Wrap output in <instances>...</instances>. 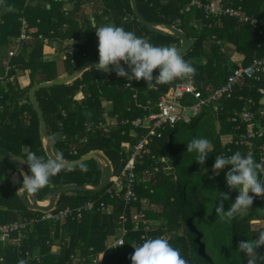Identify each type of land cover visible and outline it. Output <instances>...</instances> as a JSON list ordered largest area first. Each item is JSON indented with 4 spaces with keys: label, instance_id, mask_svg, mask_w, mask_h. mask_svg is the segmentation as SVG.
I'll use <instances>...</instances> for the list:
<instances>
[{
    "label": "trees",
    "instance_id": "trees-1",
    "mask_svg": "<svg viewBox=\"0 0 264 264\" xmlns=\"http://www.w3.org/2000/svg\"><path fill=\"white\" fill-rule=\"evenodd\" d=\"M137 1L139 11L147 21L176 26L193 40L192 47L183 57L191 61L196 69L193 83L204 96L226 82L234 66L232 53L244 55L247 65L254 58L264 55V33L260 34L258 29L241 25L230 17L217 22L205 18L201 9L191 7L187 10L192 0ZM201 1L206 3L208 0ZM225 2L234 7L241 6L251 15H264V0ZM22 19L26 21L32 39L20 45V51L10 62L23 73V78L6 85L0 84V152L24 162L27 151L48 158L40 136V120L29 101L28 92L34 85L61 77L57 61L46 59V44L40 36L49 39L50 44L56 41V47L67 51L63 61L67 76L86 61L98 62L95 31L99 26L114 24L123 27L155 46L174 45L179 49L181 45L179 38L155 33L143 26L135 17L130 0H0V56L21 35ZM158 71H154V77ZM127 82L116 73L92 68L70 84L36 92L49 135L57 136L54 151L62 152L63 160H78L96 150L102 151L117 168L128 156L123 144L135 143L144 133L143 129L132 125L134 119L146 115L134 106L132 92H137L140 99L147 98L156 103L169 92L173 83H184L178 79L149 89L143 80L132 81L131 90L125 88ZM244 83L232 99L221 101L219 111H214L212 105L206 106L190 124H183L176 135L170 138L165 135L150 144L156 159L143 158L137 166V174L141 177L145 169H152L154 165L160 170L152 181L139 184L136 191L141 199H148V204L140 208H143L147 221L155 223L152 230H146L143 224L136 229L130 222L124 246L117 252L108 249V240L116 235L117 220L124 204L106 199L108 203L115 204L111 215L95 213L80 221L69 220L64 225L51 222L36 224L24 242L23 250L29 253V257L19 255L18 249L11 245L0 244V259L4 260L0 264H18L21 258L28 264H72L73 255L92 262L100 254L104 255L102 264H131L129 257L134 252L133 244H142L144 239L161 236L180 250L188 264H247L246 254L238 250V244L241 240L254 239L260 231H264V227L255 229L251 224L264 221V198H254L252 207L230 222L219 219L215 209L220 203V193L230 197L223 201L227 211L238 192L227 186L226 173L229 169L225 168L218 175L213 171L216 156L227 157L236 151L246 155L250 151L246 145L236 144L247 133V125L240 119L233 122L234 112L246 107L256 112L264 127V117L258 114L262 108L258 88L264 84L248 80ZM81 92L84 98L79 100ZM249 99L253 103H249ZM195 102L190 97L184 100L185 104ZM64 111L66 119L62 116ZM115 116L118 123L109 126L108 132L96 126L100 123L107 125L110 117ZM62 120L64 127L61 131ZM86 124L93 125V130L87 132ZM63 134L66 135L65 140H62ZM77 136L81 140L85 137L87 142L81 145L78 142V154L70 156L69 147ZM194 138H206L212 144L204 165L196 162V153H187V143ZM253 143L257 146L264 144V133ZM253 157L257 163L260 162L258 151L253 152ZM97 164V159H91L75 167H62L48 185L36 191L38 200H45L66 184L98 185L101 170H98ZM82 166L87 171H82ZM19 173L14 166L0 161V224L41 215L22 201L19 191L22 177ZM15 175H19V181L14 184ZM259 178L264 182L263 174ZM96 196L98 193L69 191L61 196L58 206L79 204ZM57 243L60 250L54 253ZM36 248L38 252H35ZM258 252L264 255V247ZM257 264H264V259H258Z\"/></svg>",
    "mask_w": 264,
    "mask_h": 264
},
{
    "label": "built area",
    "instance_id": "built-area-1",
    "mask_svg": "<svg viewBox=\"0 0 264 264\" xmlns=\"http://www.w3.org/2000/svg\"><path fill=\"white\" fill-rule=\"evenodd\" d=\"M224 1L225 0H208L204 3L201 0H192L190 5L187 7V10L191 7L201 9L206 18H234L239 23L249 24L252 27L259 29L261 34L264 33V16L256 17L255 15H250L241 7L235 8L231 5H226ZM22 23L23 27L21 35L14 40L13 46L9 51V59L16 55L23 42L32 39V36L28 31L26 21L23 20ZM194 25L195 27L197 26L196 24ZM40 39L44 40L46 47L51 46L52 48H55L57 45L56 42H52L50 44V40L44 38L43 36H40ZM65 45L67 46L68 43L66 42ZM64 52L67 53V51ZM12 70H14L15 73L19 72L17 68L11 66L10 61L7 59L4 61V73L0 76V82L3 85L7 81L13 82L16 80L17 76L11 74ZM263 78L264 55L260 58L254 59L249 65L235 68L227 77L224 85L215 91H212L208 96H204L202 91L198 90L194 83L190 88L184 87V83H173L169 92L162 96L156 103L151 100L142 102L138 98V93L132 92L134 106L146 112V115L143 117L134 119L132 121V125L135 128H145L146 132L143 133L135 143L126 142L123 144V149L128 153V156L124 160V165L119 173L116 174V169L113 168V175L110 178L108 185L103 189L100 197L98 199H89L87 202L75 206L60 208L56 205L53 209L47 212L39 211L41 212V215L27 218L24 221H14L12 223L0 224V244L4 246L6 244L11 245L17 248L18 251H22L27 237L26 232L28 228L38 223L49 221L54 223H63L67 219L81 220L86 215L93 213L111 214V205L107 204L105 201L106 198L122 200L125 207L119 220L122 234L110 242L108 249H112L114 252H117L124 246L125 237L129 234L126 228V225L129 222H132L136 229H139V227L143 224L146 230H152L155 223L147 221L143 208H140V206L148 204V199H141L136 191V187L139 184L142 182L152 181L160 170L159 166L154 165L152 169H145L141 177L137 174V166L142 162L143 158L152 157L153 159H156L150 148L151 142L154 139H162L166 133H168L169 130L176 126L179 122L190 124L195 117L202 113L206 106L212 105L214 111H219L221 101L232 99L236 88L238 86H242L245 80L260 82ZM128 83L129 82L126 84ZM127 89L132 90V87H127ZM259 93L262 95V103L264 105V87L259 89ZM83 97V93L81 92L78 95V99L81 100ZM189 97L195 99L196 102L193 104H185L184 100ZM153 108H156V110H153ZM261 113L264 114V109ZM63 117L66 119V113H63ZM238 119L247 125L248 130L247 133L240 137V140L236 142V144L246 145L249 147V153L252 155L253 152L258 151L260 153L261 161L264 159V144L257 146L254 145L253 141L258 137H262L264 132L263 129H261V127L256 123L255 114L253 111L245 107L240 112H234L232 121L236 122ZM117 123L118 118L115 116L110 117L107 125L100 123L96 126L102 127L108 132L110 130L109 126H114ZM60 127L62 131L63 123L60 124ZM86 129L87 132L93 130V125L86 124ZM61 137L62 140L66 139L64 135ZM82 142H87V139L85 138ZM77 154L78 147L71 145L69 147V155L76 156ZM129 207H131V211L128 214L127 208ZM26 255L28 257L30 256L28 252ZM0 262H4L3 258L0 259Z\"/></svg>",
    "mask_w": 264,
    "mask_h": 264
},
{
    "label": "clouds",
    "instance_id": "clouds-1",
    "mask_svg": "<svg viewBox=\"0 0 264 264\" xmlns=\"http://www.w3.org/2000/svg\"><path fill=\"white\" fill-rule=\"evenodd\" d=\"M95 35L98 39L99 60L95 65L97 71L115 70L118 77L129 81L125 88L132 87V81L143 80L147 88L165 85L175 80H182L183 86L190 88L196 69L191 61H186L174 45L155 46L144 37L137 36L123 27L108 24L99 26ZM124 65L130 71H125ZM158 75L153 76L154 71ZM44 141L50 146L57 142V136L50 134ZM212 144L206 138H194L187 143V153H196V162L204 165ZM63 153L55 151L49 158L37 156L27 151L26 163L28 171L20 169L22 187L19 191L34 193L48 185L50 179L56 176L62 168ZM229 169L226 173V183L229 189L236 190L238 195L225 211L223 201L229 200L226 193H220V203L216 206V214L221 220L231 221L252 207L254 198H264V182L260 174H264V159L259 163L251 153L242 154L236 151L231 156H216L213 171L218 175L222 169ZM82 171L87 168L82 166ZM143 239V238H142ZM134 252L129 259L131 264H188L179 249L173 247L164 237L144 239L142 244H133ZM264 247V231H260L254 239L241 240L238 250L246 254L247 264H257L258 259H264L258 250ZM18 264H28L21 258Z\"/></svg>",
    "mask_w": 264,
    "mask_h": 264
},
{
    "label": "water",
    "instance_id": "water-1",
    "mask_svg": "<svg viewBox=\"0 0 264 264\" xmlns=\"http://www.w3.org/2000/svg\"><path fill=\"white\" fill-rule=\"evenodd\" d=\"M132 10L134 12L135 17L137 20L146 28H148L150 31L155 33H161L164 35H168L174 38H179L181 40V46L178 49L180 51V54L186 53L193 45V40L185 35L183 30H178L174 27H170L163 24H156L147 21L140 13L138 1L137 0H130ZM98 62L96 61H86L82 65L78 67V69L71 75L67 77H62L59 79H55L48 82H43L37 85H34L28 92V97L31 105L33 106V109L36 111L39 120H40V136L43 143L44 150L46 152V155L48 158L55 152L53 146H50L47 142L44 141V137L49 135L47 123L44 118L43 111L40 107V104L36 97V92L44 89V88H51L54 86H60V85H67L72 82H74L76 79L80 78L86 71L95 68V65ZM125 67V71H130L127 66ZM96 69V68H95ZM103 71V70H102ZM105 72L108 73H115L114 69H109ZM91 159H97L100 162L101 165V180L98 185L94 184H83V185H77V184H66L61 186L60 188L56 189L52 196L47 201H39L37 198V193H27L25 192L24 195H22V201L26 204L27 207L47 212L51 209H53L60 201L61 196L69 191H82V192H100L102 191L109 183L110 178L113 175V166L111 164V161L108 159V157L102 152V151H92L84 156H82L78 160L73 161H66L63 160L62 167H75L78 166L88 160ZM0 161L6 162L12 166H14L18 171H20L21 168H23L25 171H28L27 165H21L22 163H26L22 160H19L17 158L9 157L3 153L0 152ZM124 165V161H122L119 166L116 168V174L120 172Z\"/></svg>",
    "mask_w": 264,
    "mask_h": 264
},
{
    "label": "crops",
    "instance_id": "crops-1",
    "mask_svg": "<svg viewBox=\"0 0 264 264\" xmlns=\"http://www.w3.org/2000/svg\"><path fill=\"white\" fill-rule=\"evenodd\" d=\"M226 1V0H225ZM224 1V3H226ZM227 5V4H226ZM228 5H231V4H228ZM231 6H233V5H231ZM234 7V6H233ZM241 6H237V7H235V8H240ZM242 8V7H241ZM243 9V8H242ZM243 10H245V9H243ZM246 11V10H245ZM247 12V11H246ZM248 13V12H247ZM249 14V13H248ZM251 15V14H250ZM256 16V15H255ZM261 16H264V15H261ZM260 16V17H261ZM257 17V16H256ZM206 18V17H205ZM224 18V17H223ZM207 19H214V20H216L217 22H220V20L221 19H218V18H216V17H210V18H207ZM232 19H234V18H232ZM234 20H236V19H234ZM237 21V20H236ZM238 22V21H237ZM239 23V22H238ZM239 24H241V25H248V26H250V27H252L251 25H249V24H243V23H239ZM176 27V26H175ZM174 27V28H175ZM252 28H254V27H252ZM176 29H178L177 27H176ZM254 29H257V28H254ZM178 30H181V29H178ZM259 30V29H258ZM259 32H260V30H259ZM261 34V33H260ZM263 34V33H262ZM56 42V41H55ZM12 46H13V43H11L10 45H9V51H10V49L12 48ZM181 46V45H180ZM190 50V49H189ZM9 51H7V53L6 52H4V54H2L1 56H0V67H1V70H2V73H1V70H0V76H2L3 75V73H4V61H6L7 59L11 62V59H12V57L9 59ZM20 51V49L17 51V53ZM46 54H45V57H46V59H48V60H52V59H55L56 61H57V64H58V61H61L62 62V64H64V60L66 59V53L63 51V50H60L58 47H55V48H52L51 46L49 47H46ZM17 53H16V55H17ZM15 56V55H14ZM13 56V57H14ZM260 57H262V56H260ZM260 57H256V58H260ZM256 58H254V59H256ZM253 59V60H254ZM231 62L233 63V69H232V71L235 69V68H237V67H239V66H246L247 64H245L244 62H245V58H244V55H241V54H239V53H232V55H231ZM253 62V61H252ZM251 62V63H252ZM11 64V63H10ZM249 65V64H248ZM12 66V65H11ZM235 67V68H234ZM16 68V67H15ZM19 70V69H18ZM13 71V70H12ZM12 71H11V74H12ZM232 71H231V73H232ZM19 74H20V70H19V72L18 73H14L13 75H16L17 76V78H16V80H20V79H22L23 78V76H19ZM62 77H67V75H61V77L60 78H62ZM26 79V78H25ZM15 80V81H16ZM15 81H13V82H15ZM245 81H247V80H245ZM244 81V82H245ZM248 81H252V80H248ZM8 82H12V81H7L4 85H6ZM252 82H254V83H257V84H261V85H263L264 84V78H263V80L262 81H260V82H255V81H252ZM0 84H2L1 82H0ZM244 84L245 83H243V85L242 86H244ZM3 85V84H2ZM172 86V85H171ZM242 86H238V87H242ZM238 87L236 88V90L238 89ZM261 87H264V86H260L259 88H258V92H259V89L261 88ZM171 88V87H170ZM236 90H235V93H234V95L236 94ZM80 94V93H79ZM261 95V94H260ZM84 96V95H83ZM234 97V96H233ZM84 98V97H83ZM138 98H139V100L140 101H142V102H145V101H147V98L146 99H140V97H139V94H138ZM134 102V101H133ZM248 102L250 103V102H252V100L251 99H249L248 100ZM253 103V102H252ZM260 105L262 106V108H260V110H259V113L258 114H260L262 117H264V114H262L261 112L263 111V109H264V105H263V103H262V95H261V101H260ZM137 109H139V108H137ZM1 110H2V108H1ZM141 110V109H140ZM153 110H156V108H153ZM143 111V110H142ZM145 111H143V113H144ZM64 113H66L65 111H64ZM146 113V112H145ZM253 113L255 114V117H256V123L258 124V126H260L261 127V129H263L264 127L261 125V123L259 122V119L257 118V114H256V112H254L253 111ZM67 115V114H66ZM144 115V114H143ZM200 115V114H199ZM62 116H63V113H62ZM143 117V116H142ZM138 118H140V117H138ZM63 119H64V117H63ZM137 119V118H136ZM62 123H63V127H64V121L62 120ZM247 130H248V128H247ZM143 132L145 133L146 131H145V128H143ZM263 132H264V129H263ZM65 137H66V135L65 134H63ZM62 135V136H63ZM141 136V135H140ZM140 138V137H139ZM84 139H85V137H83V139H82V141H84ZM154 140H156V139H154ZM81 141V138L79 137V136H77V137H75V141L73 142V144L72 145H75V146H77L78 147V142H80ZM81 141V142H82ZM138 141V140H137ZM80 142V145L83 143V144H85L86 142H82L81 143ZM152 143V142H151ZM151 148V147H150ZM152 150V149H151ZM96 151V150H95ZM112 164V163H111ZM112 166H113V164H112ZM113 168H115L114 166H113ZM116 169V168H115ZM10 173H11V171H10ZM18 179H19V175H15L14 176V179H13V182H14V184L15 183H17L18 182ZM82 192V191H81ZM102 192H103V190L102 191H100V192H96V193H98V196H96V197H94V198H92V197H90V198H88V199H86V200H84L82 203H79V204H83V203H85V202H87L89 199H98L99 197H100V195L102 194ZM24 191H21V199H22V195H24ZM37 193V192H36ZM106 199H110V198H106ZM106 199H105V201H106ZM48 199H45V200H43V201H47ZM110 200H112V201H119V202H122L123 203V201L122 200H118V199H110ZM107 202V201H106ZM79 204H75V205H79ZM107 204H109V205H111V210H112V213L115 211V204L114 203H108L107 202ZM124 204V203H123ZM57 205H59V203L57 204ZM75 205H65V206H63V207H69V206H75ZM29 208V207H28ZM29 209H31V208H29ZM124 209H125V207H124ZM124 209H123V211H122V213H121V215L123 214V212H124ZM130 209V211H131V207H129V208H127V212H128V214L130 213L128 210ZM111 213V214H112ZM93 214H95V213H93ZM100 214H104V215H111V214H106V213H100ZM88 215H91V214H88ZM120 215V216H121ZM87 216V215H86ZM120 216L118 217V220H117V231H116V235L115 236H113V237H118V236H120L121 234H122V231H121V226L119 225V220H120ZM32 217H34V216H32ZM27 218H31V217H25V218H21V219H19V220H16V221H24L25 219H27ZM80 221V220H73V219H67L65 222H63V223H60V222H58V223H54V222H51L52 224H59V225H64V224H66V222L67 221ZM82 220V219H81ZM12 222H14V221H12ZM12 222H10V223H12ZM50 222V221H49ZM130 223V222H129ZM128 223V224H129ZM127 224V225H128ZM127 225H126V228H127ZM33 227H35V225L34 226H31V227H29L28 228V230H27V237H26V240H27V238H28V234H30L31 232H32V230H33ZM111 238L112 237H110L109 238V240H108V243H107V247L109 246V244H110V241H111ZM114 238V239H115ZM59 250H60V245H59V243H57V244H55V246H54V248H53V252L54 253H56V252H59ZM24 251V250H23ZM39 251V249L38 248H36L35 249V252H38ZM21 251H18V254L19 255H25V256H27L26 255V253L27 252H23V254H22V252L20 253ZM103 258H104V255L103 254H100V256L98 257V259L97 260H94V261H90V262H88L87 260H85V259H81L79 256H76V255H73L72 257H71V260H72V264H79V263H83V262H85V263H87V264H102L103 263ZM124 264H126V263H124Z\"/></svg>",
    "mask_w": 264,
    "mask_h": 264
},
{
    "label": "rangeland",
    "instance_id": "rangeland-1",
    "mask_svg": "<svg viewBox=\"0 0 264 264\" xmlns=\"http://www.w3.org/2000/svg\"><path fill=\"white\" fill-rule=\"evenodd\" d=\"M9 48H10V47H8V51H9ZM6 53H7V51H6ZM8 54H9V53H8ZM58 68H59V74H60V75H66L65 70H64V64H62L61 61H58ZM0 70H1V67H0ZM1 73H2V70H1ZM1 73H0V74H1ZM19 76H23V73L20 72ZM192 114H194V113H192ZM183 124H184V125H188V124H185V123H183V122H179L176 126H174L173 128H171V129L169 130V132L166 134V136H168L167 138H170V136H172L173 134L176 135V134H177V130L183 128V126H184ZM58 137H59V135H58ZM97 161H98V160H97ZM98 162H99V161H98ZM95 164H96V162H95ZM99 165H100V162H99V164H97V168H98V170L100 171V170H101V167H100ZM223 170H224V169H222V170L219 172V174H220L221 172H223ZM18 181H19V179H18ZM191 185H192V182L189 183V186H191ZM52 194H53V193H52ZM52 194L48 195V196L46 197V199H49V198L52 196ZM244 212H245V211H244ZM251 224H252V226H253L255 229H260V228H263V227H264V221H263V220H261V221H257L256 223H255V221H254V222H252ZM114 238H115V237H112L110 242H112V240H113Z\"/></svg>",
    "mask_w": 264,
    "mask_h": 264
}]
</instances>
